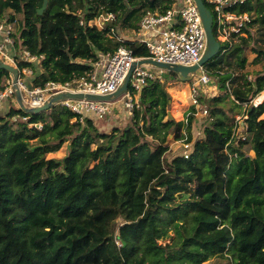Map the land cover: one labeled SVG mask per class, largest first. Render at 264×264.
<instances>
[{"label":"trees","instance_id":"16d2710c","mask_svg":"<svg viewBox=\"0 0 264 264\" xmlns=\"http://www.w3.org/2000/svg\"><path fill=\"white\" fill-rule=\"evenodd\" d=\"M179 2L48 0L40 14L44 0H0V22L14 23L17 50L37 56L18 64L33 70L27 83L45 86L86 76L100 53L122 45L149 56L146 42L119 31L136 32L147 12ZM206 3L219 36L223 25ZM227 10L251 18L203 67L225 94L198 96L208 116L196 138L195 106L186 122L168 118L171 96L157 77L147 80L128 121L110 131L101 130L95 114L81 121L61 103L27 112L6 101L0 108V264H201L210 257L264 264V72L248 78L246 70L248 46L264 54L252 32L264 28V0ZM105 14L113 17L103 28L92 23ZM163 77L180 80L170 70ZM242 105L245 139L234 115ZM170 134L192 143L188 158L172 152ZM67 140L64 157H47ZM171 231L170 242H159Z\"/></svg>","mask_w":264,"mask_h":264},{"label":"built area","instance_id":"2783aa9c","mask_svg":"<svg viewBox=\"0 0 264 264\" xmlns=\"http://www.w3.org/2000/svg\"><path fill=\"white\" fill-rule=\"evenodd\" d=\"M213 4L219 22L223 25L221 34L224 40L229 39L231 32H239L245 22L250 21L249 13H237L227 10L236 4L247 0H205ZM113 14L109 15V19ZM140 31L149 49V56L138 57L133 54L131 48L120 46L112 53H100L99 59L93 63V69L79 79L67 82H48L45 86H32L26 78L33 73L30 67H19V62L34 61L37 56L32 55L27 49L17 50L14 37V23L3 19L0 22V60L16 66L19 70V78L15 84L11 74L0 77V107L6 101H15L19 106L16 90L20 89L22 101L27 107H39L48 102L53 96L62 92H87L102 95L115 92L125 80L130 68L135 61L142 58L182 65H194L199 62L207 46V35L202 18L194 0H180L177 6H172L164 12H147L141 21ZM221 36V37H222ZM219 37V36H218ZM222 41V40H221ZM21 51V52H20ZM153 66V65H152ZM156 68L157 71H154ZM203 69V68H202ZM165 69L150 67L148 64L136 65L131 76L129 90L122 96L124 105L129 115L138 107V94L143 89L149 78H161ZM198 81L207 85L212 82L211 76L203 69ZM193 103L200 102L197 96V84L193 83ZM196 93V94H195ZM62 105L80 115L84 121L88 114H95L99 119H105L113 114L116 101H93L83 99H63ZM208 109L204 108V113ZM244 116H246L244 114ZM26 119V117H24ZM241 118H238V122ZM245 118L242 117L244 121ZM246 135L242 138L245 139ZM184 156L189 157L192 143L183 139Z\"/></svg>","mask_w":264,"mask_h":264},{"label":"rangeland","instance_id":"374dc122","mask_svg":"<svg viewBox=\"0 0 264 264\" xmlns=\"http://www.w3.org/2000/svg\"><path fill=\"white\" fill-rule=\"evenodd\" d=\"M109 15L105 14V15L101 16L100 18L94 19L92 21V23L97 24V26L99 28H103V26L105 25L107 20H109ZM18 17H20V16H18ZM252 28H253L252 32L254 34V38H256V45L261 46V48L263 49L264 48V40H263L264 28H263V30H259L258 25L254 26ZM119 32H120V35L123 37H126V36L138 37V33L134 32V31L120 30ZM242 34L247 36V33H242ZM221 36L222 35H219V38L221 40H224L223 36L222 37ZM234 39L236 40V38H234ZM253 43H254V39L251 41V45H253ZM18 49L21 50L22 47L19 46ZM246 55L248 58V63H247V67H246V70L248 71V78L255 77L256 72H264V54H261L259 51H255L252 46H248V48L246 50ZM148 65L150 67H153L150 64H148ZM2 70L3 69H0V75H2L0 77H4V75L6 74ZM153 70L157 71L156 68H153ZM202 72H203V69L200 68L195 73H193L191 76V79L187 80V81H184L182 79H180L179 81H173V80L171 81L170 79L167 80L162 76V80H164V82L166 81L165 88L171 96V101H169L168 110H170L172 112V115H173L175 120H177V121L184 120L186 122L187 116L190 113L191 107L195 106L196 111H195L194 115H195V118H197V121H196V119L194 120L193 130H192L195 138L197 136H200L203 134L204 127H205L204 124L207 121L208 113H204V108H207L206 105H203L200 102L198 103V105L193 103V98L195 97L194 91H193V86H194L193 83L197 84V86H198L197 91H196L197 96L200 95L201 97L205 96V98H207V97H211V96H222V94H225L224 93L225 91H222L219 89L218 83L216 81L217 78L214 79L211 77L213 80H215V83L211 82V83H208L207 85L202 84L200 81H198ZM130 84H131V82H130ZM228 84L231 86L229 81H228ZM263 94H264V90L261 93V97L263 96ZM225 98H226L227 104H230L232 96L230 94H227ZM256 99L258 100V96ZM118 100H121L120 102H118L119 107L116 103L115 104L116 109H114L113 114H111V116L106 117L105 119H102V121L98 122L100 124L101 130H109L110 131L114 125H124L125 122L128 121V119L130 118L131 115H129V113L127 112V109H125V107H124L123 98H118L115 101H118ZM137 100L139 101L138 98H137ZM257 100L255 102H258ZM8 102H15V101L14 100L13 101H7V105L10 108V104ZM5 105H6V103H5ZM245 109H246L245 105L238 106L237 111H236L237 113L234 114L236 120L238 118H241L238 121L237 132H236L241 137L246 134V130H247V125L242 120V117L243 118L247 117V115L244 113ZM4 111H5V109L3 110V112ZM244 114L246 116H244ZM261 118H264V113L261 115ZM168 138H169L168 144H169L172 152H174V154L181 152V151L183 152V150H184V146H183V142H182L183 140H174L172 134H170ZM68 143H69V141L67 140L59 150H57L55 152L48 153L47 157H56V158L64 157L69 151ZM249 154L252 156H255V151L250 149ZM174 236H175V233L173 231H171L169 238L162 239L159 242H161V243L170 242ZM222 262H224V260H222L218 257H210L208 260L202 262L201 264H220Z\"/></svg>","mask_w":264,"mask_h":264},{"label":"water","instance_id":"95a60500","mask_svg":"<svg viewBox=\"0 0 264 264\" xmlns=\"http://www.w3.org/2000/svg\"><path fill=\"white\" fill-rule=\"evenodd\" d=\"M199 9L203 25L205 27L207 35V46L202 54L198 63L194 65H182V64H170L165 62H160L152 58H142L135 61L133 66L130 68L125 80L121 86L113 93L102 95L98 93H87V92H62L53 96L48 102L39 107H27L22 101V94L19 88L16 90L17 99L19 101L20 108L27 112H41L48 110L57 103H60L63 99H83L87 98L93 101H113L121 98L125 93L128 92L130 87V80L132 72L136 65L150 64L158 68L165 70L175 71L180 74V79L187 81L191 79L193 73H195L200 68L202 69L206 63H208L214 56H216L222 49L221 39L214 33V14L212 10L208 7L205 0H194ZM48 4V0H44L43 6L38 9V12L43 13L44 9ZM0 69L8 70L13 77L15 84L18 82L19 70L16 66L3 62L0 60ZM168 118H174L172 112L168 111Z\"/></svg>","mask_w":264,"mask_h":264},{"label":"crops","instance_id":"0c3cea01","mask_svg":"<svg viewBox=\"0 0 264 264\" xmlns=\"http://www.w3.org/2000/svg\"><path fill=\"white\" fill-rule=\"evenodd\" d=\"M137 33H138V37H133V36H126V37H128V38H131V39H141V38H144V34L140 31V29L138 30V31H136ZM122 98V97H121ZM121 100H118V101H116V103H117V105H118V107H119V103L118 102H120ZM5 107H8L7 105H4L3 107H1V108H5ZM116 109V108H115Z\"/></svg>","mask_w":264,"mask_h":264}]
</instances>
